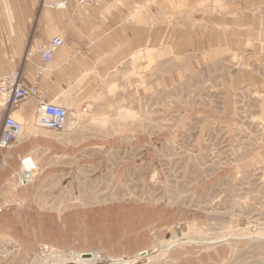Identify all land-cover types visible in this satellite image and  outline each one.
Masks as SVG:
<instances>
[{"label": "rangeland", "instance_id": "rangeland-1", "mask_svg": "<svg viewBox=\"0 0 264 264\" xmlns=\"http://www.w3.org/2000/svg\"><path fill=\"white\" fill-rule=\"evenodd\" d=\"M225 54L154 74L138 58L137 106L73 114L98 130L90 153L12 115L0 264H264V55Z\"/></svg>", "mask_w": 264, "mask_h": 264}, {"label": "crops", "instance_id": "crops-1", "mask_svg": "<svg viewBox=\"0 0 264 264\" xmlns=\"http://www.w3.org/2000/svg\"><path fill=\"white\" fill-rule=\"evenodd\" d=\"M40 1L0 0V74L16 72L23 86L37 84L42 100L64 107L70 118L83 107L92 109L89 117L114 118L125 103L137 106L138 81L122 76L134 72L138 58L142 71L154 74V66L168 73L192 54L264 55V0H97L86 7L71 0L62 11L43 8ZM55 37L64 45L37 78V46ZM38 104L31 97L10 115L35 120ZM54 134L65 153L98 148L84 140L98 138V130L77 123Z\"/></svg>", "mask_w": 264, "mask_h": 264}, {"label": "built area", "instance_id": "built-area-1", "mask_svg": "<svg viewBox=\"0 0 264 264\" xmlns=\"http://www.w3.org/2000/svg\"><path fill=\"white\" fill-rule=\"evenodd\" d=\"M91 1L95 2V0H77L78 5L80 6L90 5ZM62 3V6L58 7L57 10L66 8L68 0H62ZM63 45V41L59 38H54L50 43L53 50L62 47ZM53 50H46L43 52L42 59L45 64L52 60ZM8 78V76H0V99L6 112V116L2 121V129L0 131V149L8 150L16 144L18 138H14V135L21 130V125L11 118L8 113L11 112L12 109L21 106L31 97H34L39 101V105L36 109L38 124L40 126L39 128L60 133L66 130L69 113L64 107L53 103H45L42 100L36 85L31 84L28 86H22L21 83H19L20 80L18 81V77L13 83L9 84ZM6 94L8 95L6 96ZM21 180L26 183L23 177H21Z\"/></svg>", "mask_w": 264, "mask_h": 264}, {"label": "bare ground", "instance_id": "bare-ground-1", "mask_svg": "<svg viewBox=\"0 0 264 264\" xmlns=\"http://www.w3.org/2000/svg\"><path fill=\"white\" fill-rule=\"evenodd\" d=\"M71 0H68V3H67V5L66 6H68V4H69V2H70ZM75 2H76V4H77V6L78 7H86V6H80V5H78V2H77V0H74ZM40 3H41V6L43 7V8H46V9H51V10H55V11H62V10H65L66 8H61L60 10H57V8L58 7H60V6H62V0H41L40 1ZM87 6H89V5H87ZM55 38H59V39H61L60 37H55ZM54 39V38H53ZM53 39H51L50 41H48L47 43H45V44H41V45H38L37 46V53L40 55V57H41V61H42V67L41 68H39L38 69V71H37V73H36V77L37 78H39L40 76V74H42L43 72H44V65H46L45 63H44V61H43V59H42V56H43V52L44 51H46V50H53L52 48H51V46H50V43L52 42V40ZM62 41H63V39H61ZM63 43H64V41H63ZM58 48H60V47H58ZM58 48H56V49H58ZM56 49H54L53 50V52H52V54H54V52H55V50ZM53 58V57H52ZM48 64V63H47ZM38 72H40V73H38ZM8 76L9 78H8V83L9 84H11V83H13V81L18 77V81L20 80V76H19V74L18 73H16V72H9V73H5V74H2V75H0V76ZM19 83H21L20 81H19ZM34 84V83H33ZM22 85V84H21ZM23 86V85H22ZM8 94H6V96H7ZM2 102V101H1ZM46 103V102H45ZM39 105V104H38ZM11 112H9L8 113V115L11 117ZM37 115V114H36ZM72 117H74V116H72ZM70 118L69 116H68V121H67V126H66V130H68L69 128H72V126H74L75 124H76V117H74V118ZM11 118H13V117H11ZM36 125L38 126V127H40L39 126V124H38V116H37V118H36ZM65 130V131H66ZM48 131V130H47ZM20 133H22V131L20 130V132H18L16 135H14V138H18L19 137V135H20ZM55 133H60V132H55ZM62 133V132H61ZM1 161V160H0ZM90 255H88V254H84V255H82V257L84 258V257H89Z\"/></svg>", "mask_w": 264, "mask_h": 264}, {"label": "water", "instance_id": "water-1", "mask_svg": "<svg viewBox=\"0 0 264 264\" xmlns=\"http://www.w3.org/2000/svg\"><path fill=\"white\" fill-rule=\"evenodd\" d=\"M145 253H142L141 255H144Z\"/></svg>", "mask_w": 264, "mask_h": 264}]
</instances>
